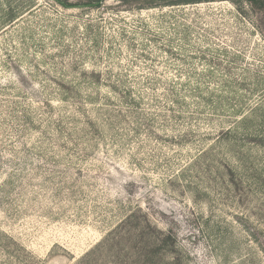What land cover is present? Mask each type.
<instances>
[{
    "label": "rangeland",
    "instance_id": "1",
    "mask_svg": "<svg viewBox=\"0 0 264 264\" xmlns=\"http://www.w3.org/2000/svg\"><path fill=\"white\" fill-rule=\"evenodd\" d=\"M66 1L0 0V264H79L138 208L168 264H264V11Z\"/></svg>",
    "mask_w": 264,
    "mask_h": 264
},
{
    "label": "trees",
    "instance_id": "2",
    "mask_svg": "<svg viewBox=\"0 0 264 264\" xmlns=\"http://www.w3.org/2000/svg\"><path fill=\"white\" fill-rule=\"evenodd\" d=\"M66 8L72 7L66 0H55ZM110 0H100L105 3ZM123 6L155 8L159 5L178 6L214 2L216 0H116ZM241 1V0H233ZM264 11V0H245ZM90 6L95 4L90 3ZM143 6V7H142ZM100 78V73L91 74ZM115 92L129 96L130 89L112 88ZM132 97V96H130ZM132 99H135L132 97ZM176 237L171 231L159 228L141 208L134 210L108 235L88 251L79 264H168V255L173 254ZM169 264H174L169 262Z\"/></svg>",
    "mask_w": 264,
    "mask_h": 264
}]
</instances>
